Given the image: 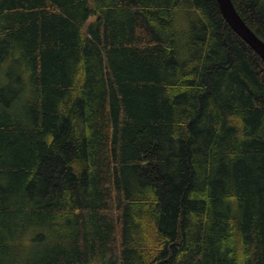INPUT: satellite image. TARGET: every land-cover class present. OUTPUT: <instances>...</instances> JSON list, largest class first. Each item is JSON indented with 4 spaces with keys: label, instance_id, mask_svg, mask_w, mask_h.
I'll list each match as a JSON object with an SVG mask.
<instances>
[{
    "label": "trees",
    "instance_id": "trees-1",
    "mask_svg": "<svg viewBox=\"0 0 264 264\" xmlns=\"http://www.w3.org/2000/svg\"><path fill=\"white\" fill-rule=\"evenodd\" d=\"M0 264H264V60L217 0H0Z\"/></svg>",
    "mask_w": 264,
    "mask_h": 264
},
{
    "label": "water",
    "instance_id": "water-1",
    "mask_svg": "<svg viewBox=\"0 0 264 264\" xmlns=\"http://www.w3.org/2000/svg\"><path fill=\"white\" fill-rule=\"evenodd\" d=\"M217 1L227 22L264 60V40L247 24L233 0Z\"/></svg>",
    "mask_w": 264,
    "mask_h": 264
}]
</instances>
